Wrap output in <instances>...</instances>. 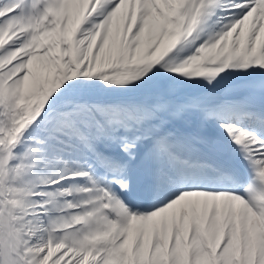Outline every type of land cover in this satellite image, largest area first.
Masks as SVG:
<instances>
[{"label": "snow or ice", "instance_id": "obj_1", "mask_svg": "<svg viewBox=\"0 0 264 264\" xmlns=\"http://www.w3.org/2000/svg\"><path fill=\"white\" fill-rule=\"evenodd\" d=\"M0 264H264V0H0Z\"/></svg>", "mask_w": 264, "mask_h": 264}]
</instances>
